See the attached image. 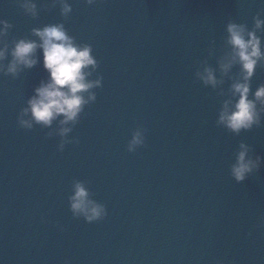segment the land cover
<instances>
[{
  "label": "water",
  "instance_id": "water-1",
  "mask_svg": "<svg viewBox=\"0 0 264 264\" xmlns=\"http://www.w3.org/2000/svg\"><path fill=\"white\" fill-rule=\"evenodd\" d=\"M34 2L31 16L19 0H0V19L12 25L0 41L9 50L20 38L39 43L32 29L63 24L77 44L92 46L98 67L86 79L100 75L102 86L66 125L70 142L58 151L62 117L31 130L17 124L48 79L41 50L31 69L15 77L0 71V264H264V113L238 135L216 122L239 78L238 65L227 76L218 70L230 52L225 25L252 30L253 17L264 20V3L64 0L71 12L62 16L60 0ZM256 34L264 47V25ZM205 66L224 81L215 89L195 75ZM262 83L264 64L250 98ZM137 126L146 129V146L129 153ZM240 143L261 161L237 183L230 166ZM76 181L105 206L102 220L73 217Z\"/></svg>",
  "mask_w": 264,
  "mask_h": 264
},
{
  "label": "clouds",
  "instance_id": "clouds-1",
  "mask_svg": "<svg viewBox=\"0 0 264 264\" xmlns=\"http://www.w3.org/2000/svg\"><path fill=\"white\" fill-rule=\"evenodd\" d=\"M85 2L93 5L97 0H85ZM260 2L264 3V0ZM60 3L61 15L67 16L71 12V6L64 0H60ZM19 7L27 15L37 14L34 0H19ZM253 20L252 30L234 22L225 25L226 43L230 47V52L217 62L221 77L227 76L234 65L239 66V78L229 77L233 79L229 89L230 98L223 101L216 121L218 125L236 135L241 131L251 130L253 126H259L261 114L264 113V83L251 93L250 98L251 79L256 68L264 64V47L261 38L256 34L264 25V20L258 16L253 17ZM11 27L9 22L0 19V38L6 37ZM32 35L39 38V43L36 40L20 38L14 41L11 50L6 42L0 41L3 45L0 46V61H3L6 55L11 56L6 67L0 64V71L4 75L11 74L15 77L22 69H31L38 62L35 56L36 50H41L40 63L47 72L48 79L41 81L39 86L33 89L34 95L29 97L26 101L27 106L17 115V124L23 129L31 130L34 125L50 127L54 120L62 117L59 120L58 130L61 142L57 146V150L62 151L64 145L70 142L64 139L71 131V127L66 125L77 123L85 105L96 99L95 93L90 90L102 86L100 75H97L95 80L86 79L97 70L98 61L92 55V46L77 44L75 38L68 35L63 24L34 28ZM89 66L91 71L87 70ZM215 72L212 67L205 66L195 75L203 85L215 89L224 82L223 79H217ZM145 133L146 129L141 126H137L131 132L126 145L129 153L146 146ZM249 153L250 147L240 143L234 162L230 166V175L237 183L243 182L260 167L261 157L256 156L253 159ZM73 189V194L68 197L69 211L73 217L83 218L85 222L92 223L106 216L105 206L91 198L92 194L83 182L76 181ZM260 224L264 225V218L261 219Z\"/></svg>",
  "mask_w": 264,
  "mask_h": 264
}]
</instances>
